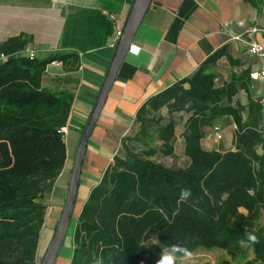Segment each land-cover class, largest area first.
<instances>
[{
    "label": "trees",
    "instance_id": "1",
    "mask_svg": "<svg viewBox=\"0 0 264 264\" xmlns=\"http://www.w3.org/2000/svg\"><path fill=\"white\" fill-rule=\"evenodd\" d=\"M25 43L16 37L0 44V51L11 55L0 65V264H40L44 199L66 165L61 128L74 101L68 88L41 85L47 63L67 56L29 59L18 54ZM225 50L137 111L136 130L122 141L75 219L69 264H95L97 258L102 264H155L153 239L191 252L222 249L230 258L218 264H264L261 110L257 100L247 108L231 104L240 89L248 90L247 69H233L227 83L216 85L218 60L224 56L235 63ZM70 57L74 65L78 57ZM178 113L189 116L182 132L184 165L173 167L156 157L173 156ZM223 116L236 125L234 150L204 149L206 127ZM181 189L191 190L187 201L180 200ZM249 233L259 242L242 247L239 242Z\"/></svg>",
    "mask_w": 264,
    "mask_h": 264
},
{
    "label": "crops",
    "instance_id": "2",
    "mask_svg": "<svg viewBox=\"0 0 264 264\" xmlns=\"http://www.w3.org/2000/svg\"><path fill=\"white\" fill-rule=\"evenodd\" d=\"M132 2L0 0V44L19 37L26 40L24 48L33 50L38 59L67 56L64 61L53 59L47 63L41 82L43 87L68 88L74 93L64 140L80 95L77 110L80 133L86 124L113 54L117 28L121 30ZM109 13L116 14V26ZM250 41L264 45V0H151L89 138L79 183L86 193L80 200L79 212L89 190L98 184L122 141L136 130L135 115L140 107L189 77L203 61L224 47L235 63L224 56L218 60L214 70L216 85L227 83L235 68L247 69L250 74L258 67V59L247 50ZM71 55L78 57L74 65ZM221 69H228V74ZM260 93V83L249 75L248 90L240 89L231 104L247 108L250 100L258 101ZM165 112L161 108L158 113ZM188 116L176 115L178 121L182 120V127L177 131L175 125V143L179 136L183 143L182 132ZM242 116L246 117V111ZM206 130L208 133L201 142L204 149L234 150L236 125L231 116L221 117ZM154 144H159L157 139ZM180 147L183 151V144ZM64 170L52 187L49 200L57 195L58 202L65 201L66 186L58 187ZM77 202L78 198L76 205ZM59 255L60 252L56 261ZM70 258L64 264H69Z\"/></svg>",
    "mask_w": 264,
    "mask_h": 264
},
{
    "label": "water",
    "instance_id": "3",
    "mask_svg": "<svg viewBox=\"0 0 264 264\" xmlns=\"http://www.w3.org/2000/svg\"><path fill=\"white\" fill-rule=\"evenodd\" d=\"M150 3L151 0H133L128 15L122 25L100 89L86 124L80 134L73 158V165L70 172L65 202L52 237L41 258L40 264H55L59 250L64 244V240L68 234L70 222L74 214L80 183V175L89 138L92 134L110 88L116 78L118 70L126 54L131 49L135 32L140 25L146 11L148 10Z\"/></svg>",
    "mask_w": 264,
    "mask_h": 264
},
{
    "label": "rangeland",
    "instance_id": "4",
    "mask_svg": "<svg viewBox=\"0 0 264 264\" xmlns=\"http://www.w3.org/2000/svg\"><path fill=\"white\" fill-rule=\"evenodd\" d=\"M224 74H228L229 70L228 69H221ZM255 94H258L259 91L257 88H255ZM81 97V95H80ZM78 98V103L76 104V106L74 107V116L72 118V125L71 128L69 130V133L66 135L65 138V144H66V149H67V161H66V165L64 167V171L65 174L64 176L61 178V180L59 181V185L58 187H62L63 185L66 186V189L68 187V182H69V177H70V172H71V168L73 165V158H74V154H75V150H76V146L80 137V132H79V124H78V113L77 110L79 108L80 105V100L81 98ZM178 118V117H177ZM178 119H176V128L177 131L181 129L182 127V120L178 121ZM179 141H177L175 143V149L176 152L174 154V156H158L156 157L157 160H159L160 162H162L163 164L167 165V166H182L184 165L183 162V158H182V149L180 147V145H182V140H181V136H179ZM176 141V140H175ZM139 147V146H138ZM85 187L82 185L79 186L78 189V202L76 205V208H74V214L69 226V230H68V234L64 240V244L62 245V247L60 248L59 252V258L58 260L55 262V264H64L67 262V260L71 257V253H72V248L69 242V237L72 234L73 228H74V223H75V219L77 218L78 214H79V207H80V200L85 197ZM50 193L45 197L44 201H47V210H46V216H45V223L44 226L42 228V233L40 235V239H39V244H38V250H37V262L39 263L48 244L49 241L52 237L53 231L55 229V226L57 224V221L60 217V213L61 210L59 207L63 208L64 202L62 200V202H58L57 200V195H53L54 197H51V199L49 200L50 197ZM59 205V206H58ZM260 222L264 224V213L260 219ZM149 247L153 250V252H155L157 255H159L160 251H161V247L159 246V244L153 239L149 242ZM249 257H251V254H249ZM230 257L227 255V253L222 250V249H218V248H204V247H200L199 249H197L196 251L192 252V256L190 258H185V257H178L177 258V264H218V262L221 259H229Z\"/></svg>",
    "mask_w": 264,
    "mask_h": 264
},
{
    "label": "built area",
    "instance_id": "5",
    "mask_svg": "<svg viewBox=\"0 0 264 264\" xmlns=\"http://www.w3.org/2000/svg\"><path fill=\"white\" fill-rule=\"evenodd\" d=\"M110 20L114 23V26H116L117 22V16L114 13H109L107 14ZM117 36L120 33V29L117 28ZM248 53L252 56H255L258 59V67L255 70H252L250 72V77L253 80H256L260 83L261 85V93L259 95V105H260V110H261V124H260V129L261 132L264 133V45L250 41L248 43ZM18 54L24 55L28 57L29 59H34L36 58V54L33 50L30 49H25L21 50ZM11 57L10 54H7L5 52L0 51V65L5 63L9 58ZM54 62V61H53ZM216 130L217 127H214ZM61 132L66 134V127L61 128Z\"/></svg>",
    "mask_w": 264,
    "mask_h": 264
},
{
    "label": "clouds",
    "instance_id": "6",
    "mask_svg": "<svg viewBox=\"0 0 264 264\" xmlns=\"http://www.w3.org/2000/svg\"><path fill=\"white\" fill-rule=\"evenodd\" d=\"M133 51H136L133 48ZM192 193L190 189H181L180 190V200L187 201L191 197ZM258 237L253 234L249 233L246 239L241 240L239 243L242 247H248L250 244L258 243ZM161 251L158 255V259L156 260L155 264H177L178 256H183L185 258H190L192 256V252L187 248L180 244H171L167 247L160 246ZM95 264H102V260L97 258Z\"/></svg>",
    "mask_w": 264,
    "mask_h": 264
}]
</instances>
